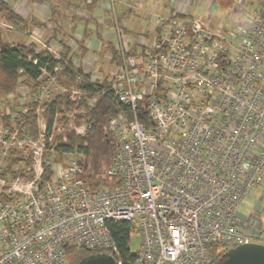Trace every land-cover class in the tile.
I'll return each mask as SVG.
<instances>
[{
	"label": "built area",
	"instance_id": "2783aa9c",
	"mask_svg": "<svg viewBox=\"0 0 264 264\" xmlns=\"http://www.w3.org/2000/svg\"><path fill=\"white\" fill-rule=\"evenodd\" d=\"M229 2L219 26L182 7L153 12V37L128 42L118 0H105L111 33L103 38L119 59L105 75L97 55L71 47L74 66L92 81L109 77L124 107L107 121L117 148L107 185L85 178L82 151L58 146L66 143L61 114L45 119L46 104L69 94V129L83 137L88 128L74 117L91 93L60 86L62 66L42 68L35 93L21 86V98L1 103L0 264H65L69 247L116 264H212L216 248L264 245L257 227L247 228L256 220L244 226L239 218L264 183V0ZM45 48L60 60V47ZM28 102L36 104L35 134L21 117ZM109 223H126L129 241L139 238L131 261L119 258Z\"/></svg>",
	"mask_w": 264,
	"mask_h": 264
},
{
	"label": "trees",
	"instance_id": "16d2710c",
	"mask_svg": "<svg viewBox=\"0 0 264 264\" xmlns=\"http://www.w3.org/2000/svg\"><path fill=\"white\" fill-rule=\"evenodd\" d=\"M104 0H66V8L72 11L71 24L72 31L77 29L78 22L82 23L83 30L88 36V26L93 21V13H96L100 6V2ZM223 7H226L225 3L229 0H217ZM51 13L53 17L48 21L50 24H57L56 12L59 15L60 5L53 1ZM72 9V10H71ZM86 12V18H80L78 15L79 10ZM0 19L4 23L11 26L12 31L19 33L25 38H29L31 35L29 30L33 28H46L48 23L39 25L35 19L25 20L20 14L15 12L12 7L5 1L0 0ZM54 26V25H53ZM57 28V26H56ZM53 36L50 37L48 43H57L60 47L61 58L58 61L53 60L52 54L46 48H39L35 44H15L10 45L8 42L3 41L2 32L0 30V75L2 81L0 82V105L1 103L8 104V98L12 97L14 100L21 98L18 89L21 86H25L30 93H35L39 87L37 79L40 76V70L45 67L50 69L56 66L63 67V73L58 82L60 86L67 88L74 87L79 90L90 92L91 95L82 97L77 103L78 110H84L83 114L75 115L74 123L80 125L85 122L88 126L86 133L83 137L75 134L74 131L68 127L69 121L64 118V114L70 112L71 108L76 103L66 104L65 100L69 96L58 97L52 103L46 104L45 119L48 123H51L52 117L55 112L61 114L60 124L64 128L63 135L66 137L65 144H59L63 150H79L84 153L85 164L84 172L85 178L92 181L96 187L99 185H107V179L104 177L106 169L110 166L111 159L116 152V140L114 136L108 131L107 121L110 117L115 116L120 111L124 110V107L114 98L109 89L112 83L109 81V77L103 76L101 80L92 81L91 74L84 73L81 67L74 66L72 60L71 48L66 46L64 42L59 41L60 33L57 29H52ZM58 36V38H55ZM67 36H71L67 34ZM97 38L99 36L96 35ZM55 40V42H53ZM103 40V52L101 53L102 64L109 65L118 64V52L114 42L110 39ZM79 53L86 54L85 49L80 45ZM108 54L109 61L104 62V55ZM103 55V56H102ZM98 63V61H97ZM96 63V65H97ZM95 65V67H96ZM106 66V65H105ZM107 69L106 67L104 68ZM107 71V70H106ZM100 72V70H99ZM103 74L102 72H100ZM65 77V78H63ZM95 98L93 105L89 104V100ZM28 112L21 117L24 119L26 126L30 129L31 134L36 133V116L34 109L36 104L33 102L27 103ZM18 111L17 108H14ZM4 121H8V118H4ZM62 137L57 136L56 140L61 143ZM106 166V167H105ZM109 230L115 242V246L119 255V258L131 261L134 255L129 248V235L130 228L126 223H109ZM260 237L264 238L262 231ZM224 251L222 248H216L213 252V263L217 264L222 257ZM99 253L89 251L83 248L69 247L67 249L66 264H79L81 261L95 256ZM118 259V257H116Z\"/></svg>",
	"mask_w": 264,
	"mask_h": 264
},
{
	"label": "crops",
	"instance_id": "0c3cea01",
	"mask_svg": "<svg viewBox=\"0 0 264 264\" xmlns=\"http://www.w3.org/2000/svg\"><path fill=\"white\" fill-rule=\"evenodd\" d=\"M5 1L8 4L11 2V0H5ZM16 1H17L16 6L17 5L23 6V5H28V4L32 5L28 9L30 16L28 15V13H27V15L25 14V16L23 14L19 13L18 11H16L17 8L15 6H13V8H12L15 12L20 14L25 20L35 19L38 21L39 25H42L44 23H49L48 21L53 17V14L51 13L52 12L51 11L47 19L44 17L42 19L41 15L38 14L37 10L35 9L36 6L33 5L34 4L33 0H16ZM54 1L58 5L63 6L64 7L63 10L65 11L64 13H66V9H67L65 6L66 0H54ZM121 1L122 0H118L117 6H118V10H119L121 20H123L126 23V29H125L124 34H125V39L128 42L133 41L135 38H138V37H144V38H149V39L153 37V34H154L152 32L153 26L151 24V21H152L151 13H153V12L154 13H164L169 9L182 7L183 11L188 13V15H190V16L193 15L192 14L193 9L190 8L191 0H128L130 3V7H128V8L123 6L121 4L122 3ZM249 1L253 5L263 2V0H249ZM104 3H105V0L100 2L99 3L100 7L97 10L98 12L96 11V13H93L94 18H93V21L91 23H95L96 26H94L93 29H90L88 26V32H87L88 36L85 35L86 33L83 30V25H82V23L79 24V22H78L77 29L72 31V24H71V16L72 15H70V13H69L68 16L65 15V17H67V22L65 23V25L57 22V24L53 23L54 26L52 24H50V25H52L51 29L49 28V26L46 28H43V29L31 27L29 30V33L31 36L27 39L25 37L21 36L19 33H15V35L18 38H23V39L27 40L24 43H22V41H19L17 44H20V42H21V44L31 43V44L37 45L39 48H45L50 44V43H48L50 37L54 35L52 29H57L58 33H60V37H59L60 40L59 41L64 42L66 44V46H68L70 48L71 47L76 48L75 52L79 53L80 45H82V47L86 51V54H85L86 56L87 55H97L98 56L100 51H103V46H104V44L101 42V39H103L104 36H103L102 32L100 31L101 29L99 30V27L100 28L102 27L103 32H104L106 29V25L111 26L110 15L106 11V9L104 8ZM225 4H228V5H226V7H224L227 10V8L230 7L231 2H228ZM263 4H264V2H263ZM148 6L150 7V10H147ZM32 10L34 11L35 15H32ZM82 11L83 12H81L80 10L78 11L79 17L80 18H86L87 17L86 12L83 9H82ZM55 12H56V19H57L61 16V14L58 15L57 11H55ZM70 12H72V11H70ZM102 14L106 15V17L105 16L103 17ZM68 17H69V19H68ZM101 17L104 18V21L101 19ZM222 17L224 18V15ZM139 21H141V23H149L150 25L147 26L145 29L140 30ZM56 26H57V28H56ZM31 29H33V31H31ZM10 31L12 32L11 29H9V32ZM33 32H36V33L33 34ZM70 33H71V36H67V34H70ZM96 35L99 36V38H97ZM55 38H58V36H55ZM83 39L88 40V41H86V43L85 42L82 43ZM91 39H93V40H91ZM81 40H82V42H81ZM53 42H55V40ZM54 44L57 45L58 42L57 43L55 42ZM10 45L13 46L15 44H10ZM60 51L61 50L59 49V53H60ZM80 55L82 56V54H80ZM104 57L106 59H109L108 54H105ZM109 66L110 65L108 64V67ZM106 68H107V66H106ZM106 70L109 71L108 68Z\"/></svg>",
	"mask_w": 264,
	"mask_h": 264
},
{
	"label": "rangeland",
	"instance_id": "374dc122",
	"mask_svg": "<svg viewBox=\"0 0 264 264\" xmlns=\"http://www.w3.org/2000/svg\"><path fill=\"white\" fill-rule=\"evenodd\" d=\"M53 1L54 0H33V2H34L33 5L36 6L35 9L37 10V13L41 15L42 19H43V17L47 19L49 14H50V12H51V10L54 9V7H52V4H51V3H53ZM16 2H17L16 0H11V2L9 4H10V6L12 8H13V6H15L17 8L16 11H18L21 14H23L24 16H25V14L27 15V13H28V15L30 14L28 9L32 5L28 4V5H23V6H18V5L16 6ZM190 3H191L190 4V8L193 9L192 10V14L193 15H196V14H199V13L202 14V16H204L205 19H208V20H210L212 22L213 26H219V23L222 21V16L224 15V13L225 12L229 13V7L226 10L224 7H222L219 4V2H217L215 4L213 2V0H191ZM147 8H148L147 10H150L149 6ZM210 8L212 9V14H213L211 18L209 17V14L206 13L204 15V12L202 11V10H204V11L208 10L209 11ZM63 9H64V7L60 6L59 13L61 14V16L59 18H57L56 20L59 23H62V24L65 25V23L67 22V17H65V15L68 16L69 13H70V15H72V12H70V11H68L66 9V13H64L65 11ZM80 11L83 12L82 10H80ZM32 15H35L33 10H32ZM102 15H103V17L104 16L106 17V15H104V14H102ZM103 17H101V19L104 21ZM68 19H69V17H68ZM0 21H2V20L0 19ZM48 24H49V28L51 29L53 23H51L52 25H50V23H48ZM149 25H150L149 23H141V21H139L140 30L145 29ZM94 26H96V24L95 23H91L89 25V28L93 29ZM0 30L2 32L3 41H5V42H8L10 44H17L19 41H22V43L27 41L26 40L27 38L26 39L18 38L15 35L14 31H12V32L10 31L9 32V28H7L5 26L1 27V25H0ZM11 30H12V28H11ZM99 30L102 32L104 37H107V35H108L109 31H110V25H106V29H105L104 32H103L102 27L101 28L99 27ZM31 31H33V29H31ZM34 33H36V32H33V34ZM108 39H110V38H108ZM91 40H93V39H91ZM86 41H88V40H84L83 39V42L81 40L82 43H84V42L86 43ZM101 41L103 42V40H101ZM101 53L104 54L103 51H100V53L98 54V58L96 59L98 61L97 65H96V69L100 70V72H102L105 75L106 72H108V71H106L104 68L107 66L109 71H113L114 72L116 70L115 66H109L108 67L107 63L105 64L106 66L102 64ZM103 59H104V62L107 61L105 57H103ZM1 81H2V78H1V75H0V82ZM239 218H241V224L244 225V226H246V224H245L246 221H250L251 219L256 220V222H257L256 225H253V226L247 225V228H249V229L253 228L254 229V228L257 227L256 230L262 231V235L264 237V183H263L262 187L257 188L255 190L253 195L249 196L247 199L244 200L243 204L240 207ZM243 218H245V219H243ZM243 220H245V221H243ZM138 245H139V238L137 236L132 237L131 241H130V244H129V248H130L132 253H135V252L138 251ZM67 262H68V260L66 261V263Z\"/></svg>",
	"mask_w": 264,
	"mask_h": 264
},
{
	"label": "water",
	"instance_id": "95a60500",
	"mask_svg": "<svg viewBox=\"0 0 264 264\" xmlns=\"http://www.w3.org/2000/svg\"><path fill=\"white\" fill-rule=\"evenodd\" d=\"M79 264H116V260L112 255L99 253ZM217 264H264V245L250 243L232 247L223 253Z\"/></svg>",
	"mask_w": 264,
	"mask_h": 264
}]
</instances>
